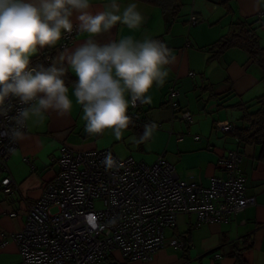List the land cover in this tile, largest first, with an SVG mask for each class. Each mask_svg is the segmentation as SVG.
<instances>
[{"label": "crops", "instance_id": "obj_1", "mask_svg": "<svg viewBox=\"0 0 264 264\" xmlns=\"http://www.w3.org/2000/svg\"><path fill=\"white\" fill-rule=\"evenodd\" d=\"M165 2V6L155 7L137 3L144 15L140 28L130 30L117 25L110 32L96 37L98 42L106 43L120 36L134 39L163 36L174 57L173 63L167 66L169 75L164 85L150 90L152 102L132 111L135 116L124 139L117 141L110 132L102 138L90 136L80 120L79 106L73 97L70 115L61 117L50 113L43 124L33 129L28 139L19 142L9 160L11 172L19 182V191L0 193V264H20L16 243L12 240L6 245L2 243L10 233L23 229L28 204L37 199L43 185L54 178L56 167L51 163V157L63 144L80 149L112 147L121 158L133 157L149 164L165 154L181 179L194 181L204 188L211 186L213 178L227 177L220 162L229 151L239 148L243 154L240 169L247 178L245 192L255 197V205L228 221L197 227L194 226L196 214H180L176 228L165 231V247L151 261L131 262L115 251L111 260L104 264H235L236 253H241L246 264H264V152L261 146H247L234 134H224L214 128L218 121L231 122L236 128L242 125V111L237 104L252 105L264 95V71L241 49H229L211 61L210 53L205 50L228 34L232 23L240 21L259 27L264 45V3L260 0H229L230 9H227L220 0H179L177 4L182 6L179 18L167 31L173 4H167L171 0ZM94 6L98 10L100 0H94ZM192 12L198 16L199 23L190 26L188 21ZM187 40L189 46H185ZM80 42L82 38L78 36L67 48H74ZM54 48L40 49L31 60ZM68 74L73 78L71 86L77 77L71 70ZM173 84L180 89V105L193 113L190 124L175 120L177 116L169 109L166 95ZM151 121L157 125L152 139L142 145L131 143L127 137L141 134L144 124ZM194 135L198 138L195 139ZM186 232L191 233L187 258L184 247L177 249L172 244L177 238L176 233ZM216 255L218 257H214Z\"/></svg>", "mask_w": 264, "mask_h": 264}, {"label": "built area", "instance_id": "obj_2", "mask_svg": "<svg viewBox=\"0 0 264 264\" xmlns=\"http://www.w3.org/2000/svg\"><path fill=\"white\" fill-rule=\"evenodd\" d=\"M191 23L198 20L193 16ZM77 37L76 32L68 34L57 49L69 47ZM179 94L173 84L167 101L182 121L190 123L192 113L180 107ZM140 105L131 107L129 114ZM10 123L0 118V193L4 194L19 191L9 166L19 146L10 138ZM216 128L230 133L236 127L219 121ZM108 153L116 161L113 168L104 163ZM241 160L239 151H229L220 162L227 178H213L204 188L179 178L164 154L149 164L121 158L111 147L80 149L63 144L51 157L54 178L28 204L23 229L10 233L2 244L16 243L20 264H104L115 251L131 262H149L165 247V231L175 227L180 214H196L197 227L228 221L256 204L255 197L245 192ZM25 161L30 163L28 158ZM96 201L102 206L98 208ZM172 244L177 249L185 245L178 237Z\"/></svg>", "mask_w": 264, "mask_h": 264}, {"label": "clouds", "instance_id": "obj_3", "mask_svg": "<svg viewBox=\"0 0 264 264\" xmlns=\"http://www.w3.org/2000/svg\"><path fill=\"white\" fill-rule=\"evenodd\" d=\"M143 22L136 0H100L98 10L94 0H0V118L11 122L10 138L28 139L52 112L70 115L74 97L90 136L110 132L113 139H124L135 116L129 114L131 107L152 102L150 90L164 85L174 57L164 42L148 36L106 43L96 37L117 25L135 30ZM73 32L82 38L74 48H63L49 64L31 63L40 49L56 47ZM68 70L77 77L71 86L64 78ZM156 128L155 121L147 122L141 134L127 138L134 145L147 144ZM104 163L116 166L111 153Z\"/></svg>", "mask_w": 264, "mask_h": 264}, {"label": "trees", "instance_id": "obj_4", "mask_svg": "<svg viewBox=\"0 0 264 264\" xmlns=\"http://www.w3.org/2000/svg\"><path fill=\"white\" fill-rule=\"evenodd\" d=\"M178 1L179 0H172V2H167V4H173V7L171 9L172 17H170V19L168 20L167 31L170 30V26L177 20V18H179L182 6L181 4H177ZM136 2L142 4L144 7L165 6L166 4L165 0H136ZM220 3L223 4L227 9H230L229 0H220ZM193 16L198 20L199 23L198 16L194 12H192L188 21V24L190 26L196 25L191 23V17ZM252 25V23H249L247 21L235 22L234 24L232 23L231 31L228 34H225L219 40L212 43L210 48H205L206 52L210 53L209 60H217L227 50L237 48L245 51L249 55L250 59H252V63L259 65L264 71V45L258 32L259 27H253ZM155 39L164 42L163 36L155 37ZM189 45L190 41L187 40L185 46ZM57 51V48L56 50L55 48L47 50L44 53L39 54V56H37L36 58L32 59L31 63L49 64L51 62L50 58L55 57ZM64 78L66 83L68 84H70L73 80L68 72L66 73ZM237 107L241 109L240 111H242V116L240 118L242 122L241 126L235 128V130L230 133H224L218 130L216 128L217 122L215 123L214 128L218 132H222L224 134H234L235 136H237L240 143H244L247 146H261L262 151L264 152V95L257 98L256 102L252 105L239 103L237 104ZM252 108L257 109L255 111H251ZM236 150L239 151V153L243 157L241 150L239 148ZM176 226L177 223L175 227L173 226L170 229H174L176 228ZM176 235V237L184 240L185 245L183 251L185 253V257L187 258V252L191 244V233H176ZM236 254L237 256H235V264H246L241 253Z\"/></svg>", "mask_w": 264, "mask_h": 264}, {"label": "rangeland", "instance_id": "obj_5", "mask_svg": "<svg viewBox=\"0 0 264 264\" xmlns=\"http://www.w3.org/2000/svg\"><path fill=\"white\" fill-rule=\"evenodd\" d=\"M172 1V0H171ZM168 104V103H167ZM170 108V107H169ZM125 158H127V157H125ZM135 160H137V159H135ZM137 161H139V160H137ZM96 206L99 208V207H101L102 206V202L101 201H96Z\"/></svg>", "mask_w": 264, "mask_h": 264}]
</instances>
